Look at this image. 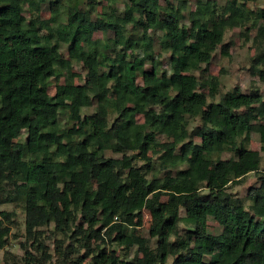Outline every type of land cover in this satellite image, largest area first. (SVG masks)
I'll list each match as a JSON object with an SVG mask.
<instances>
[{"label":"trees","instance_id":"trees-1","mask_svg":"<svg viewBox=\"0 0 264 264\" xmlns=\"http://www.w3.org/2000/svg\"><path fill=\"white\" fill-rule=\"evenodd\" d=\"M82 1L0 0V200L24 209L25 234L43 257L35 234L52 224L84 252L74 264L89 257L90 264H264V167L249 148L255 133L264 152V98L253 82L246 93L235 86L220 94L218 77L208 74L217 48L228 54L227 30L239 28L245 39L255 30L247 70L264 82V7L196 0L188 11V0H104L92 20ZM99 31L112 36L94 39ZM151 31L159 32L169 70L155 56ZM74 63L85 68L83 78ZM157 135L171 138L159 165L150 157ZM252 172L260 184L245 206L227 188ZM144 211L148 237L140 233ZM208 217L219 234L208 232ZM8 233L0 223V249ZM106 239L135 248L134 256L120 259L101 247ZM24 253L20 264L37 261Z\"/></svg>","mask_w":264,"mask_h":264},{"label":"rangeland","instance_id":"rangeland-1","mask_svg":"<svg viewBox=\"0 0 264 264\" xmlns=\"http://www.w3.org/2000/svg\"><path fill=\"white\" fill-rule=\"evenodd\" d=\"M218 5L222 6L225 4L226 0H215ZM164 2V1H163ZM196 0H188V11H191L195 7ZM119 15L123 13V5L117 4L113 6ZM249 7L252 9L263 8L264 0H255L249 4ZM107 8V3L104 0H83L80 5V10L88 13L92 20H96L102 10ZM25 16L28 17V12L25 10ZM188 15V13H185ZM41 17L46 19L49 17V6L46 3L43 6V11ZM240 29L234 28L227 30L224 35L223 43L228 46V54L223 55L220 51V47L213 53L209 68L208 74L217 76L220 81V94L225 93L231 90L233 87L238 86L241 91L244 93L248 92L251 83L253 82L260 89V93L264 98V82L259 81L257 77L252 76L247 68L249 64V58L254 53V48L252 45L251 38L255 34V30H251L249 33L248 39L241 37ZM150 35L154 39V53L156 58L161 62V67L164 70H169L168 55L164 53L158 43L159 32L151 31ZM112 36L111 32L103 34L101 31L95 32L93 35L94 39L104 41L106 38ZM61 56L66 59L67 51L66 46L63 45L60 49ZM135 54L140 55V51H135ZM146 69H149V66H146ZM72 72L75 74L81 75L83 78L85 75V68L80 63H74L72 65ZM196 77L201 78V72L195 71L192 72ZM76 83H81V80L75 79ZM60 83H63V78L60 80ZM56 81L54 78H51L48 81L47 92L49 95H53L55 91ZM206 92V91H205ZM219 94V95H220ZM94 110V107H88L83 110L84 114H91ZM59 121L61 125H64L66 119L63 114L59 116ZM138 121L142 122V117H138ZM191 126H195L198 123V120H189ZM26 138V131H22L17 141L24 143ZM171 141L170 137L165 135H157L155 152L150 154V157L154 164L159 165L158 156L161 153V144L164 142ZM261 144L259 142L258 136L255 133L250 135L249 148L255 151H258L261 156L260 169L264 167V152L260 150ZM115 158H120L119 154H109ZM228 153L222 155L223 159L229 158ZM141 165V162H138V166ZM184 166H182L183 168ZM259 173H249L246 175L239 184H232L228 186L227 190L234 196L239 197L245 206L249 204L248 199V190L251 187H258L260 184ZM3 213L10 214V220H5ZM25 213L24 209L10 202H4L0 200V223L6 225L9 228L8 233V243L7 245L0 249V264H10L12 261L20 264L22 263L23 256L25 255V248L28 249L29 253L33 256V259L37 261L33 264H74V261L77 257L81 256L84 252L80 251L77 253L74 249L77 247L78 243L75 242L69 236H64L57 232L53 225L42 226L37 229L35 237L44 245V250L46 251L45 256H41L40 252L36 250L38 241L36 242L32 238H28L25 234V225H24ZM208 232L210 234H219L221 232V227L217 222L212 218H207ZM148 226H149V215L147 211L143 212V225L140 229V233L143 237H148ZM181 233H183V226L181 225ZM59 245H62V249L59 248ZM71 245V247H69ZM101 245V244H100ZM151 246L154 247V240H151ZM107 251L113 250L116 255L119 256L122 260H130L135 254V248L126 250L123 247H119L115 242L108 239L105 240V243L101 245ZM69 251L71 254L65 256L62 252ZM8 254L7 258L5 255ZM14 257V259H13ZM90 257L87 258L82 264H90ZM172 258L167 260L166 264H171Z\"/></svg>","mask_w":264,"mask_h":264}]
</instances>
